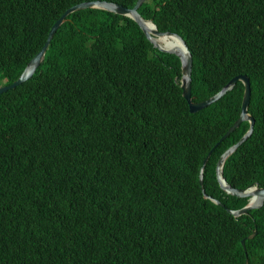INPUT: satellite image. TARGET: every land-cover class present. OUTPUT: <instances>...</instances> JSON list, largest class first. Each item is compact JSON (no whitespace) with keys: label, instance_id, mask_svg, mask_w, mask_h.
<instances>
[{"label":"trees","instance_id":"16d2710c","mask_svg":"<svg viewBox=\"0 0 264 264\" xmlns=\"http://www.w3.org/2000/svg\"><path fill=\"white\" fill-rule=\"evenodd\" d=\"M83 1L0 0V85ZM138 12L186 42L193 101L249 77L253 130L222 172L235 188L264 187V0H145ZM180 72L128 16H66L32 76L0 94V264H264V203L234 217L225 208L247 198L215 175L249 127L214 147L239 116L243 84L190 112Z\"/></svg>","mask_w":264,"mask_h":264},{"label":"water","instance_id":"95a60500","mask_svg":"<svg viewBox=\"0 0 264 264\" xmlns=\"http://www.w3.org/2000/svg\"><path fill=\"white\" fill-rule=\"evenodd\" d=\"M145 0H136L135 4L131 7H125L117 2L108 1V0H89L79 2L69 8H67L50 26L48 30L45 42L43 43L40 50L28 60L24 69L20 73V75L11 83L0 85V94L13 89L16 86L20 85L22 82L29 79L32 74L35 72L36 68L44 59L45 51L49 45L50 40L52 39L54 32L59 27V25L66 20V16L71 12L84 9V8H98L106 11H110L119 15H125L130 17L132 20L136 22L141 31L146 36L147 40L152 44L153 47L158 48L160 51L175 54L180 61V77L177 79L174 78L176 83L179 82V86L181 88V95L185 99L188 109L190 112L199 111L214 101L220 99L225 93L232 90L237 81H240L243 84V94L240 104V112L238 118L234 121V123L227 129V131L220 137V139L216 142L214 147L218 145L224 138H226L236 127L239 126L240 122L247 121L249 123L248 129L244 132V134L232 145L226 148L219 156L216 166H215V175L216 180L220 186V188L231 195L247 198V203L238 208V209H228L225 208L230 214L234 217L240 216L242 214H247L250 209H256L263 205L264 203V187H260L257 185H249L245 188H235L228 184L223 176L222 167L226 158L236 149L238 145L244 142L248 136L251 134L253 130L254 118L248 112V105L250 101V80L249 77L245 74H237L231 77L217 92L212 94L201 101H193L191 98V67H192V55L187 47L184 39L176 32L171 31H160L156 24L154 23L152 18H144L139 12L138 8ZM165 36H171L175 40V44L172 46H167L164 43L163 38ZM208 152L207 156L203 160V165L206 163L210 152L214 148ZM202 170L203 166L200 168L199 174V182L202 192ZM205 197L209 198L212 202L217 205L225 207L223 203H221L218 199L213 198L207 194H204ZM256 231L253 230L251 234L247 237L251 239L255 236ZM242 246L245 248L244 240H241ZM247 264V259L245 261Z\"/></svg>","mask_w":264,"mask_h":264},{"label":"bare ground","instance_id":"6f19581e","mask_svg":"<svg viewBox=\"0 0 264 264\" xmlns=\"http://www.w3.org/2000/svg\"><path fill=\"white\" fill-rule=\"evenodd\" d=\"M163 40H164L165 45L167 46H172L175 44V40L171 36H165Z\"/></svg>","mask_w":264,"mask_h":264},{"label":"clouds","instance_id":"9594fccd","mask_svg":"<svg viewBox=\"0 0 264 264\" xmlns=\"http://www.w3.org/2000/svg\"><path fill=\"white\" fill-rule=\"evenodd\" d=\"M246 75V74H245ZM245 244V243H244Z\"/></svg>","mask_w":264,"mask_h":264}]
</instances>
